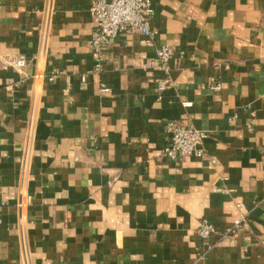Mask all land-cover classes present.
Returning a JSON list of instances; mask_svg holds the SVG:
<instances>
[{
  "label": "crops",
  "instance_id": "obj_1",
  "mask_svg": "<svg viewBox=\"0 0 264 264\" xmlns=\"http://www.w3.org/2000/svg\"><path fill=\"white\" fill-rule=\"evenodd\" d=\"M91 1L0 0V264H264V0H151L152 38L119 35L99 73ZM170 119L206 158L163 154Z\"/></svg>",
  "mask_w": 264,
  "mask_h": 264
},
{
  "label": "built area",
  "instance_id": "obj_2",
  "mask_svg": "<svg viewBox=\"0 0 264 264\" xmlns=\"http://www.w3.org/2000/svg\"><path fill=\"white\" fill-rule=\"evenodd\" d=\"M151 0H92L89 8V14L94 20L95 29L88 41V46L93 56L92 72L99 73L102 71V65L106 60L107 49L112 45L115 39L121 34H139L145 36L147 40L152 38L151 34ZM174 49L170 46L163 45L156 49L154 60L151 64L157 65L163 73V77L158 81L156 91L161 94L162 91L173 84L169 76L170 59ZM28 63L25 55L19 54L14 61L17 69L24 68ZM57 74L45 75L36 72L34 78L38 80L53 81ZM86 82V75L80 76L81 86ZM215 90L221 88V84L214 83L211 85ZM100 90L107 92L108 88L104 83L100 84ZM185 107L190 106V102L183 103ZM253 114V113H252ZM35 126L32 122L28 124L26 135V151L22 159L21 170L28 172L30 165V148L33 142ZM164 131L168 136V144L163 148V154L174 161L176 164L189 156L206 158V148L204 141L208 136L207 131L196 128L184 121L170 119L166 121ZM94 140V139H93ZM24 201H21L19 208L24 207ZM241 207V205H239ZM247 214L241 215L235 220L232 227L224 231L225 235L232 236L235 232L247 224ZM216 227L207 219H202L197 227L196 234L205 249L199 254L202 258L212 248L210 236L216 232Z\"/></svg>",
  "mask_w": 264,
  "mask_h": 264
}]
</instances>
